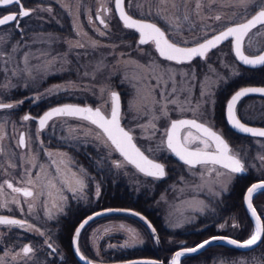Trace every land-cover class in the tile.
<instances>
[{"label":"rangeland","instance_id":"374dc122","mask_svg":"<svg viewBox=\"0 0 264 264\" xmlns=\"http://www.w3.org/2000/svg\"><path fill=\"white\" fill-rule=\"evenodd\" d=\"M22 1L28 9H36L30 16L21 19L25 27L24 30L22 28L23 36L21 37L20 32L18 38L8 40L13 25L0 27V35L4 36V42H0V52L6 53L0 57V85L8 84L9 81L11 83V87L6 90L0 88V101L13 104L23 101L13 109L0 110V125H2L0 134L4 137L0 140V184H3L7 179L14 186L27 185L24 182L30 176L33 185L27 186L32 188L35 195L25 202V197L13 193L7 188V185H4L3 192L0 193V203H6L7 206L0 208V212H7L23 219L27 224L39 228L44 235L26 231L25 228L0 225V256H4V252L7 250L9 254L4 257V264H42V260L35 258L34 254L30 260L27 258L13 260L12 256L22 249L24 243L34 247L33 243L22 239L28 234L40 237L39 244L41 246H46L45 241L50 242L52 246L55 245L52 240V230L50 227L48 228L46 220L56 215L58 207H53V204L59 206L60 196L65 197V194L68 196L73 193L61 183L63 180L70 179L71 173H74L70 153L61 144L85 145L88 143L103 151L107 160L111 162L114 172L117 173V176H121L124 183L132 187L134 193L139 192L141 188L150 193L153 190V182L157 179L145 176L127 162H124L122 167H116L114 161L123 162V157L112 148L110 142L108 146H105V137L96 138L99 129L88 121L72 117H56L49 121L37 138L38 127L35 122L23 121L21 119L22 112L13 113L16 109L19 110L20 107V110L22 108H25L23 111L29 110V104L33 105L40 100L58 95V97L80 98L83 103L98 107L108 100L110 89L121 90L123 92L121 125L125 129L131 130L133 141L145 154L158 159L157 155L168 152L166 146L160 142L169 119L180 115L193 116V113L187 111L181 114L176 105L169 104L168 115L161 116L158 106L153 105L152 97L147 94V86H156L155 96L156 99H159L161 90L171 92L172 82L157 85V81L150 78L152 74L145 68L138 67L137 63H133V61L138 62L139 65L147 66L154 60L156 64L170 67L176 73L177 88L190 89L191 105L186 106L193 107L199 102L201 112L204 114L201 119L206 118L208 124L211 125L213 123L214 91L229 78L239 74L241 69L231 53L228 41L212 49L205 59L199 58L191 63L177 65L175 62L159 57L152 44L139 45L135 38L131 43L128 39H115L114 34L122 35L125 28L118 19L116 21L113 17L112 0H35L32 3ZM229 2L230 0H216V3L209 6L208 0H203V8L198 12L196 0H187V3L185 0H168L165 4H161L160 0H133L131 8L128 7L126 1L128 12H135L134 14H137L138 17L147 19H149L148 17L158 18L164 25L166 36L178 43H181L182 40L193 43L205 37V33L208 35L226 24L240 21L239 15L232 20L229 17L233 12L242 14L243 9L227 7ZM138 3L142 4V8L136 7ZM97 5L100 6V16L108 24L107 28L92 16L96 12ZM104 7L109 9L107 14L104 12ZM49 8L50 12L47 11ZM158 9L160 10L159 15L157 14ZM4 11H8V7L2 8L0 14H4ZM88 14L92 16L91 22L88 20ZM217 14L222 17L220 21L214 19ZM185 15L189 17L188 20L183 19ZM63 16L71 27L70 31L59 33L40 29L44 23L54 22L61 25ZM164 17H167V21L171 23L167 22ZM177 25H179L178 31ZM119 26H121L120 30ZM259 28L260 26H257V29H253L250 36L246 37L245 52L254 53L264 45V39L254 35ZM97 29L104 35H100ZM93 41L96 42L95 46L92 44ZM77 43L84 46L77 47L75 46ZM13 47L16 48V51H13ZM25 57H27V64ZM209 65L214 71H210ZM13 72L16 75H13ZM60 72L66 73L62 79L46 84L41 83L46 75ZM184 72H188L189 76L182 77L181 73ZM146 76L148 78H145ZM117 84H120V88L116 87ZM54 86H60L59 90L49 92L48 90L53 89ZM15 87L25 88L27 92L15 99H3V95H7L9 90ZM102 88L105 89L103 96L100 91ZM137 89L140 90L138 95ZM201 91L205 95L201 96ZM186 95L188 93L179 92L178 99L183 102ZM134 97L136 107L130 110L129 101H132ZM89 98L93 100L89 101ZM252 103L250 100L249 106V100H246L242 104L240 112L247 119L260 118L254 117L261 111L257 110L258 105H252ZM23 104L25 105L23 106ZM104 107L107 112L109 104ZM153 112L159 117L153 121L155 130L151 127L142 128V125L149 124ZM19 128L24 129L26 140L30 141V148L17 146L16 136ZM42 134L51 137V139H43ZM254 140L260 142V140ZM57 143L58 145H56ZM148 149L154 151L149 152ZM259 152L258 149L255 152V157ZM45 153L53 155L49 157ZM33 156H35L34 161L32 160ZM61 160L66 162V167L61 163ZM9 164H14L16 167H9ZM26 169L29 170L27 173ZM202 171L200 166L190 170L186 165L179 168L170 165L169 173L166 172L169 177L153 200L155 206L158 207L164 226L181 228L194 222L199 215L211 209L210 199L219 196L226 190L231 176L225 175L217 183L215 172H207L201 178ZM220 171L224 170L220 169ZM37 173H40L39 178L36 176ZM221 185H226V188ZM72 187L75 185L73 184ZM13 199L18 200L19 203H11L10 201ZM29 203L34 205L31 211H29ZM49 212L51 218H49ZM231 218L233 217L231 216ZM120 225L136 229L141 242L135 245H141L144 242L147 230L139 227L132 219L111 215L93 221L82 231L86 230V237L89 238L90 245L98 259H101L97 251L100 238L106 237L107 243L104 247L121 246L128 239L127 233L119 230ZM106 228L111 230L106 232ZM251 231L252 229L247 235ZM170 238H167V241L174 243L175 240L177 242V238ZM174 245L176 246L175 243ZM56 251L59 253L58 249ZM241 262L243 264H264V258L258 254L257 250L234 255L216 253L210 258L208 264H241Z\"/></svg>","mask_w":264,"mask_h":264},{"label":"snow or ice","instance_id":"6c2138e0","mask_svg":"<svg viewBox=\"0 0 264 264\" xmlns=\"http://www.w3.org/2000/svg\"><path fill=\"white\" fill-rule=\"evenodd\" d=\"M128 7L131 8L133 6V0H127ZM168 0H160L161 4L167 3ZM187 3V0H185ZM216 3V0H208L209 6ZM12 5L19 6V10L17 12H9L3 16H0V26H5L9 24H15L16 28H19L20 19L24 17H28L32 12L36 11V9H26L23 7L21 0H0V7H8ZM125 0H115V11L119 16V19L123 23L124 28L133 29L139 34L138 44H152L155 47V51L159 54V57L163 58L166 61L175 62V64H187L191 63L194 58L205 59L206 55L212 50L217 48L222 42L229 40L231 38V46L232 50L235 53V57L244 65L250 66H264V49L260 50L258 54L249 56L245 54L244 51V42L246 37L250 36L253 29H257V26L260 28L257 30L254 35L256 37H260L264 39V0H230V2L226 5L231 8H239L243 9V13L239 14L237 12H233L232 16L229 17L232 20L237 15L240 16L242 22L231 23L229 26L225 27L222 31H219L218 34L211 36V38H207V34L205 33V39L203 42H198L194 46H181V43L187 44L186 40H182L181 43H177L175 41H170L169 38L166 37L165 31H163L160 27L155 23L146 22L141 19H134L131 15H129L125 11ZM175 6V5H173ZM224 6V5H222ZM136 7L142 8V4H136ZM203 8V0H196V9L202 10ZM43 10V9H41ZM47 11H51V9H47ZM109 11L108 8H104L105 14ZM157 14H160V10H157ZM247 17V18H246ZM167 21V17H164ZM188 16L185 15L183 17L184 20H188ZM97 20L100 21L101 24L104 25L105 28L108 27L107 22L103 19L99 14L96 17ZM216 21H220L222 19L221 15L217 14L214 18ZM91 22V20H90ZM171 23L170 21H167ZM179 30V25H177V31ZM21 37L23 36V30L21 29ZM99 32V29H97ZM78 34H80L78 32ZM100 35H104L103 32H99ZM0 42H4V36L0 35ZM19 43V42H17ZM93 46L96 45V42H92ZM75 46L83 47L84 45L77 43ZM251 46V45H250ZM13 51H16V48L13 47ZM6 53L0 52V57L4 56ZM25 63L27 64V57H25ZM133 63H137L138 67L145 68L147 72L151 73V79H155L157 81V85L159 84H167L169 81L172 82L171 92H166L161 90L159 92V99H156L155 96V87L149 85L147 86V94L152 97L153 105L158 106V111L161 116L168 115V105L174 104L176 105L178 111L183 114L187 111H191L193 113L192 118H180V119H172L169 121L167 128H165L163 132V139L161 140L162 145H166V149L175 155L179 161H181L184 165H186L190 170L196 169L197 166H200L203 171L200 173L201 178L207 172H215L217 183L225 175H235L244 173L246 171L245 163L240 158L239 154L235 152L229 145V143L223 138L221 133L214 131L212 127L208 124L206 118L201 119L204 115L201 112V105L199 102L196 103L193 107H188L186 105H191L190 98V89L188 88H177L176 86V73L168 66L156 64L153 60L149 65H139L138 62L133 61ZM210 71H214L209 65ZM7 71V70H5ZM30 74V69L28 70ZM13 75H16L13 72ZM182 77L189 76L188 72L181 73ZM145 78H148L147 76ZM11 87V83L9 81L8 84L0 85V88L8 89ZM203 87V85H202ZM60 86H54L53 89H49V92H54L59 90ZM101 96L105 91L104 88L101 90ZM139 89H137V95L139 94ZM179 92H186L188 95L184 97V101L181 102L178 99ZM251 93H259L264 95V87H248L241 88L236 91L231 98L227 101L226 104V118L229 124L238 130L239 132L250 134L253 137H264V128H252L245 125V123L241 122V119L237 116V104L238 102L245 96ZM205 95L203 91H201V96ZM177 98H172V97ZM23 101H18L16 104L13 103H4L0 102V110L5 109H13L18 107L19 104H22ZM110 103V110L105 111V105ZM136 107L135 97L132 101H129V109L132 110ZM56 117H72L78 118L85 121H88L90 124L94 125L99 132L96 133V138L100 139L101 136L105 137L104 140L105 146L110 145L112 148L117 151L122 157L123 162L114 161V165L116 167H122L124 162L133 165L140 173L144 174L147 177H152L154 179H162L167 173L165 170V165L162 163L156 162L155 159L149 158L148 155L145 154L144 151H141L139 147L133 142V136L130 134L131 130H125L124 127L121 126V98L120 94L116 91H109L108 100L104 101L103 104L96 107L95 109L91 107H80L71 104H65L62 106L53 107L43 113V115L38 118L32 117L28 114H25L21 119L25 122L30 120H36L38 123L37 128V138H39V134L43 131L48 125L49 121L53 120ZM159 119L158 116L153 112L151 114V120L148 125H142V128L151 127L155 130V124L153 121ZM2 128V125H0ZM194 130V131H193ZM4 137L0 134V140ZM151 138V137H148ZM18 147L20 148H30V141L26 140V136L24 133H20L18 140ZM149 152L154 151L153 149H148ZM49 157H52V153H45ZM61 156H65L66 154H59ZM23 159V157H21ZM257 159L261 162V165L264 166V155H259ZM32 160H35V156L32 157ZM55 163V161H54ZM61 163L67 166L64 160H61ZM9 167H16L14 164H9ZM223 169L224 171H220ZM41 170L43 171V166L41 165ZM59 171V168L57 169ZM29 170H25L27 173ZM81 172L84 170L81 169ZM37 178H39L40 173L36 174ZM27 185H33V180L29 176V179L25 181ZM51 183V181H49ZM64 185H66L69 191L74 193L81 192L85 188V182L82 176L77 173H71V178L61 181ZM75 187H72V185ZM4 185H7V188L10 189L13 193H17L25 197V202H27L28 198L34 197V192L31 187H16L13 183L5 180L3 184H0V193L3 192ZM55 187V185H53ZM221 187L226 188V185H221ZM211 191V189H209ZM258 190H264V180H261L258 183L252 184L248 187L247 192L244 195V203L247 206L248 211L250 212L252 218L255 221L254 230L251 232L249 237L243 241H238L236 239L223 237V236H213L210 239L202 241L200 244L196 245L192 248H184L180 251H177L172 259L171 264H179L180 257L184 256L186 253L196 252L199 249H203L206 246L211 245L214 241L220 240L224 241L229 245L238 248H253L257 246L258 243L264 242V225H262L261 216L257 214V210L253 207V195L257 193ZM97 195H99V190H97ZM66 198L61 195L60 200L63 202ZM11 203H19L18 200L13 199L10 201ZM6 203H0V208L6 207ZM29 211H31L34 207L33 204H28ZM53 207H58V210H63V204L61 203L57 206L55 203ZM106 211H127V210H112L108 209ZM104 213H94L93 215L88 216L84 219L80 225L75 230V235L73 238V244L75 245L77 242V238L79 237L81 230L85 228V226L92 221L96 216L102 215ZM129 214L138 216L141 220L145 222L147 227L155 233V229L152 227L151 223H149L145 217L140 215L139 213L130 212ZM49 218H51V213H48ZM0 225H5L9 227H18L25 228L26 231H34L39 233L41 236L44 235L43 232L40 231L39 228H36L34 225L27 224L26 221L10 218L6 216H0ZM239 225L234 224L233 227H238ZM221 228L224 225H220ZM111 229L106 228L105 231H110ZM119 230H123L127 233L128 239L125 241L121 247H130L135 244L140 243L139 233L134 228L126 227L125 225H120ZM47 246L55 251L51 243L45 241ZM35 249L33 246L25 244L22 249L15 253L12 256L13 260H17L18 258H27L32 259V255L34 254ZM76 253L80 257L81 260H85L84 257L80 253L79 247L76 248ZM8 251L4 252V256H0V264H4V257L8 256ZM87 264H92V261L88 260ZM130 264H155V262H130ZM243 264V262H241Z\"/></svg>","mask_w":264,"mask_h":264},{"label":"trees","instance_id":"16d2710c","mask_svg":"<svg viewBox=\"0 0 264 264\" xmlns=\"http://www.w3.org/2000/svg\"><path fill=\"white\" fill-rule=\"evenodd\" d=\"M35 0H25L24 2L32 3ZM127 0H125V9L127 10ZM4 7H0V11ZM133 12V11H131ZM130 13V12H129ZM135 12L131 13L135 16ZM114 19L116 20L115 14L113 15ZM150 20L156 22L163 30L164 25L161 23V20L158 18H150ZM117 21V20H116ZM61 25L59 23H44L40 29H47L54 32H68L71 30V27L66 20L65 16L61 19ZM118 25V24H117ZM7 26V25H5ZM113 26V24H112ZM1 27V26H0ZM3 27V26H2ZM11 35L8 37V40H12L14 38H18L20 35V30L23 28L24 24L20 19L19 28L16 26H12ZM121 26H119L120 30ZM123 29V28H122ZM124 30V29H123ZM115 39H128L131 41L134 40L136 36V32L133 29H126L122 35L114 34ZM193 60H199V58H194ZM239 68L241 69L240 73L237 74L235 77L229 78L226 82L222 85L218 86L213 93V101H212V113H213V123L220 127L223 136L230 142L234 143V133L227 127L226 122L223 116V104L224 100L235 86L238 83H245V82H264V75L258 76L251 72V68L239 64ZM66 73H54L49 74L44 77V80L41 81L42 84H46L52 81H56L62 79ZM115 84V83H114ZM120 88V84H117L116 87ZM27 92L25 88L20 89L19 87L11 88L7 95H3V99H15L24 95ZM120 94V98H122L123 92L118 91ZM59 96V95H58ZM50 96L44 100H40L37 103L32 105L31 112L37 113L46 106L61 102L63 100H73L77 102H82L80 98H74L71 96ZM93 99L89 98V101ZM15 113V112H14ZM16 114V113H15ZM239 140L245 141L246 138L245 134H240ZM45 139H51V137L44 135ZM63 147L69 151L70 154L76 155L80 157L81 161L84 157H94L98 155L96 153V148H94L90 144H71L66 145L62 144ZM157 158L162 160L165 163V170L168 172L170 169V165H174L176 160L172 158L169 153H162L157 155ZM89 163V161H86ZM111 181H110V192L111 198L110 201L106 204L111 206H124V207H133L134 211H122V212H109L106 213L105 216H121L132 219L139 227L144 228L147 230V235L144 239V242L141 245L137 246H130V247H121L120 245L112 247V249H107L106 254L107 256L104 257L108 259H120V258H130L134 256H148V257H157L159 261L152 260L146 262H155V264H168V257L172 249L175 247L174 243L171 241H167V238H184L186 240L185 245L194 243L201 239L202 237L215 234V233H225L229 234L236 238H245L248 236L247 234L252 229L251 221L244 209L242 204V192L244 187L249 183L251 180L249 177L243 175L240 177L233 176L230 178L229 183L225 191L221 192L219 196L210 199L209 205L211 209H208L204 214L199 215L194 222L186 224L184 227L181 228H168L164 226L161 222V217L159 215L158 207L154 204V199L156 194L161 190V187L164 185L166 180L169 177V172L167 175L162 179H157L153 182V190L148 193L146 190L140 189L139 192H133L132 187L124 183L121 176H117V173L114 172V169L111 172ZM261 193H257L256 197L254 198L255 201H261L264 203V195ZM105 204L104 202H102ZM262 210L264 208L260 207ZM75 208H70L68 212L59 214L54 219H51L49 222L55 225L54 235L60 241L59 245L64 251V260L61 261L59 264H80L77 262L71 252L68 245V238L71 234L72 228L76 221L84 215L85 211L82 209L74 210ZM130 212L139 213L145 219L151 223L152 227L156 230L155 233L152 232L151 229L147 227L145 222L141 220L138 216L129 214ZM231 216L233 218H231ZM234 219V220H230ZM221 223V224H220ZM58 224V225H57ZM239 225L238 227H233V225ZM220 225H224L223 228ZM120 246V247H119ZM257 250L258 254L264 258V242L258 243L257 246H254L251 249L240 250L233 246L227 244H211L206 246L202 250L196 253H188L184 256L180 257V264H190L197 262L199 264H208L210 258L216 254H224V255H234L238 253H245L249 251ZM159 251V252H158ZM54 261L53 258H47V264H52Z\"/></svg>","mask_w":264,"mask_h":264},{"label":"flooded vegetation","instance_id":"af4514ba","mask_svg":"<svg viewBox=\"0 0 264 264\" xmlns=\"http://www.w3.org/2000/svg\"><path fill=\"white\" fill-rule=\"evenodd\" d=\"M21 3L23 5V1L22 0H21ZM23 7L28 9L24 5H23ZM10 8H12V9H10ZM13 8H16V10H13ZM99 9H100V6L97 5L96 6V12H98L99 15H100ZM18 10H19V6L12 5V6H8V11H4L3 13H6V12H17ZM94 13L92 14L93 17H94ZM92 16H91V14H88V16H87L88 20H93ZM94 19L96 20L95 17H94ZM12 25L15 26L14 23ZM136 37H137V32H136ZM136 41H137V39H136ZM227 41L229 42V45H230V38ZM227 41H224V42H227ZM224 42H222V43H224ZM259 50H257L256 52H258ZM256 52H254V53H256ZM247 67L251 68L250 69L251 72L253 74L255 72V75L256 74L258 76L264 75V66H247ZM245 85H260V86H264V82L263 83L262 82H245V83H240V84L238 83V85L235 86L234 89H232V91L235 90L236 88L240 87V86H245ZM230 93H231V91L229 92V94ZM228 95H227V97H228ZM226 98L224 100V104H225ZM246 100H249V104H248L249 106H250V100L253 102L252 105H258L259 106V108H257V110H260L261 112L257 116H254V117H260V118L247 119L240 112L242 104ZM224 104H223V107H224ZM263 104H264V95H261L259 93H251V94L243 97L237 104L236 111H237L238 118H240L241 121H243L245 123H249V124H253V125L264 127V105ZM24 105L25 104H23V106ZM244 106H245V104H244ZM29 107H30L29 110H25V111H23V109H25V108H22V110H20L21 108L19 107L20 111L16 109L14 112L15 113L16 112H22V116H24L25 114H28V115L36 118L41 113V111L44 109L43 108L42 110H40L37 113H33V112H31L32 104H29ZM27 108H28V106L26 107V109ZM223 116H224V111H223ZM224 120H225V118H224ZM31 121L35 122V124L37 122L36 120H31ZM225 122H226V120H225ZM209 125L213 129H215L216 131H218L219 133L222 134L221 129H220L219 126L214 125V123H212V125L211 124H209ZM226 125H227L228 128H230L229 125L227 124V122H226ZM20 129H22L23 133L25 134L24 129L23 128H19L18 131ZM230 130L234 133V139H233L234 143H230L223 136V134H222V136L229 143L230 147L235 152H237L239 154L240 158L245 163V167H246V171L244 173L235 174V175H232L231 177L236 176L238 178L240 176L245 175V176H247V177H249L251 179L249 182H251L253 180H256V179H264V166H262L261 162L257 159V157L259 155H264V137H253L250 134L240 133L238 131L233 130L232 128H230ZM240 134H245L246 138H248V139L241 142L239 140V138L241 136ZM44 135L45 134H42V138L43 139L45 137ZM254 139L260 140V142H257ZM16 143H17V141H16ZM58 143L56 145H58ZM94 148H96V147H94ZM258 149L260 150V152L258 153L257 157H255V152L258 151ZM97 152H98L97 156L89 157V158L84 157L83 160L89 161V163H87L86 161H81L80 157H78L76 155L70 154V159H71V162H72L73 171H74V173H77V174H79V175H81L83 177L86 186L83 189V191H81L80 193L79 192H76V193L73 192L72 194H68V196H66V194H65V198L66 199L62 202L63 210L62 211L58 210L56 215L53 218H51V219H54L59 214L68 212L70 210V208H75L74 210L82 209L83 211H85V213H84V215H85L87 213L93 212V211L98 210V209H102V208H106V207H112L111 205L106 204L107 202L110 201V198H111V192H110L109 186H110V181H111V174H112L111 172L113 170L112 164H111L110 161L107 160V157H106V155L104 154L103 151L98 150L96 148V153ZM168 153H169V155L172 158H174L176 160L174 166L179 168V167L184 165L176 157L172 156L169 151H168ZM158 160L162 164L165 165V163L162 160H160V159H158ZM171 166H173V165H171ZM81 169H83L84 171L81 172L80 171ZM0 180H1V178H0ZM16 187H30V186L17 185ZM97 190H99V195H97ZM262 191H264V190H258L257 193L259 194ZM257 193H254V195H253L252 203H253V206L255 207V209L257 210V213L261 216L262 225H264V210H262L260 208L261 206L264 208V203H262L261 201H257V200L255 201L254 198L257 196L256 195ZM15 194H17V193H15ZM262 194L264 195V192ZM17 195H20V194H17ZM20 196H22V195H20ZM102 202H104L105 204H103ZM60 204H61V202H60ZM128 208L134 210L133 207H128ZM106 213L107 212H105L102 215L96 216L89 223H91L93 221L95 222V221L100 220V219H104L105 217H108V216H105ZM0 214L6 215L8 217L11 216V217H14L15 219H20L19 217L15 216V215H12L10 213H7V212H3L2 211V212H0ZM83 216H81V217H83ZM51 219L46 220V223L48 225V228L50 227V229L52 230V240L55 242V245L53 246V248H55L54 252H53V250L51 248H49L47 246V244H46L45 247L41 246L39 244L40 237H38V236L28 234V235L22 237L23 240H26V241H29V242L33 243L32 245H34V249H35L34 256H35V258H40L42 260V264H47V258H53L54 259L52 264H59L61 261L63 262V260H64V251L62 250V248L59 245V243H60L59 239L57 237H55V235H54V229L53 228H55V225H53V224H51L49 222ZM20 220H23V219H20ZM78 220L76 221V223L78 222ZM75 224H74V226H75ZM74 226H73V228H74ZM73 228H72V230H73ZM82 230H81V233H80L79 237L77 238V242L75 244V248L79 247L80 253L84 257H86V260H90L92 262H107V261H111V260H117V259H108V258L104 257V255L107 256L106 250L107 249L111 250L112 247H113V246L104 247V245L107 243L106 242V237L100 238V240L98 241V244H97V249L98 250L97 251H98V254L101 257V259H98L95 256L94 251H93V249H92V247L90 245L89 238L86 237L87 236V234H85L86 230H84V231H82ZM71 233H72V231H71ZM221 234H225V233H221ZM227 235H229V234H227ZM107 240H108V238H107ZM48 243H50V242H48ZM174 243L176 244L175 247H177V245H179V244L185 245L186 240L184 238H177V242L174 240ZM25 244H27V243H24V245ZM68 245H69L70 252H71L73 258L77 262H79L75 258L74 254L72 252V249H71V234H70V236L68 238ZM135 246H137V245H135ZM0 248H1V244H0ZM57 249L59 250V253H57V251H56ZM169 256H170V254H169ZM153 258L155 260L159 261V259L157 257H153ZM120 259H122V258H120ZM79 263L82 264L81 262H79Z\"/></svg>","mask_w":264,"mask_h":264},{"label":"water","instance_id":"95a60500","mask_svg":"<svg viewBox=\"0 0 264 264\" xmlns=\"http://www.w3.org/2000/svg\"><path fill=\"white\" fill-rule=\"evenodd\" d=\"M112 9H113V12H114V14H115V16L117 17V19L120 21V23L123 25V23L121 22V20L119 19V16H118V14L116 13V11H115V0H112ZM126 11V10H125ZM127 12V11H126ZM9 12H6V13H4V14H2L1 16H3V15H5V14H8ZM128 13V12H127ZM99 13L98 12H95L94 13V17L96 18L97 17V15H98ZM129 15H131L134 19H141V20H144V21H146V22H150V23H155L154 21H152V20H150V19H147V18H142V17H137V16H134V15H132V14H130V13H128ZM247 18V17H246ZM97 20V19H96ZM99 21V20H98ZM100 22V21H99ZM238 22H242L241 20L240 21H238ZM238 22H234V23H238ZM155 24H157V23H155ZM231 24V23H230ZM230 24H227V25H225V26H223V27H221L220 29H217V30H215V31H213L212 33H210V34H208L207 35V38H211V36H213V35H215V34H218L219 33V31H222L225 27H227V26H229ZM157 26L158 27H160L158 24H157ZM161 28V27H160ZM162 29V28H161ZM167 37V36H166ZM168 38V37H167ZM206 37H203L202 39H200V40H198V41H196V42H193V43H188V44H181V46H188V47H191V46H194L196 43H198V42H203V39H205ZM136 39H137V41H138V39H139V34L137 33V37H136ZM171 41V40H170ZM230 49H231V52H232V54H233V56H234V58L236 59V57H235V53L233 52V50H232V46H231V38H230ZM262 49H264V46L260 49V50H262ZM259 50V51H260ZM259 51L258 52H256V53H246L245 52V54L246 55H249V56H253V55H256V54H258L259 53ZM237 60V59H236ZM240 64H242L239 60H237ZM244 65V64H243ZM246 66H250V65H246ZM248 87H256V88H258V87H264V86H260V85H245V86H240V87H238V88H236L235 90H233L230 94H229V96L227 97V99H226V101H225V104H224V117H225V120H226V122H227V124L229 125V127L230 128H232L233 130H235V131H238V130H236L235 128H233L230 124H229V122H228V120H227V118H226V104H227V101L231 98V96L236 92V91H238L239 89H241V88H248ZM109 91H116L117 92V90H115V89H110ZM0 102H4V101H0ZM4 103H7V102H4ZM65 104H71V105H76V106H80V107H91V108H93V109H95L97 106H93V105H90V104H88V103H83V102H77V101H61V102H57V103H53V104H51V105H49V106H47L46 108H44L42 111H41V113L36 117V118H38L39 116H41V115H43V113L45 112V111H47V110H49V109H51V108H53V107H57V106H62V105H65ZM110 110V103H109V109H108V111ZM180 118H192V116H187V115H180V116H176V117H172V118H170L169 119V121L170 120H172V119H180ZM169 121H168V123H169ZM242 123H245V122H243V121H241ZM168 123H167V125H166V127L165 128H167V126H168ZM245 125L246 126H248V127H252V128H264V127H262V126H257V125H253V124H249V123H245ZM36 126L38 127V123L36 122ZM122 126V125H121ZM123 127V126H122ZM213 129V128H212ZM125 130H127V129H125ZM214 131H216L215 129H213ZM218 132V131H217ZM239 132V131H238ZM20 133H23V131H22V129H20L19 131H18V133H17V136H16V141H17V144H18V140H19V135H20ZM219 133V132H218ZM240 133H242V132H240ZM246 134V133H245ZM134 142V141H133ZM135 143V142H134ZM166 146V145H165ZM138 147V146H137ZM142 151V150H141ZM171 153V152H170ZM147 155V154H146ZM171 155L172 156H174L175 157V155L174 154H172L171 153ZM149 158H152V157H150L149 156ZM177 158V157H176ZM152 159H154V158H152ZM178 159V158H177ZM156 160V162H158V163H161L159 160H157V159H155ZM133 166V165H132ZM134 167V166H133ZM136 169V168H135ZM261 180H264V179H256V180H253V181H251V182H249L247 185H246V187L244 188V190H243V193H242V204H243V206H244V209H245V211H246V213H247V215H248V217H249V219L251 220V223H252V231L254 230V227H255V221H254V219L252 218V216H251V214H250V212L248 211V209H247V206L245 205V203H244V195H245V193L247 192V189H248V187H250L252 184H254V183H258V182H260ZM254 207V206H253ZM255 208V207H254ZM108 209H112V210H131V211H134V210H132V209H129V208H126V207H122V206H112V207H106V208H102V209H98V210H95V211H93V212H90V213H87V214H85L83 217H81L79 220H78V222L75 224V226H74V228H73V230H72V233H71V249H72V252H73V254H74V256H75V258L79 261V262H81L82 264H87V261L88 260H81L80 259V257L77 255V253H76V248H75V245L73 244V238H74V235H75V230H76V228L80 225V223L84 220V219H86L88 216H90V215H93L94 213H97V212H99V213H105V212H109V211H106V210H108ZM110 212H122V211H110ZM124 212V211H123ZM258 214V213H257ZM259 215V214H258ZM0 216H6V215H2V214H0ZM6 217H8V216H6ZM10 218H14V217H11V216H9ZM251 231V232H252ZM251 234V233H250ZM249 234V235H250ZM249 235L247 236V237H245V238H242V239H240V238H236V237H233V236H231V235H227V234H221V233H215V234H209V235H206V236H204V237H202L201 239H199L198 241H196V242H194V243H191V244H189V245H182V244H179V245H177V247H175L172 251H171V253H170V256H169V258H168V264H171V259H172V257H173V255L177 252V251H180V250H182V249H184V248H192V247H195L196 245H198V244H200L202 241H204V240H207V239H210L211 237H213V236H223V237H228V238H232V239H236V240H238V241H243V240H245V239H247L248 237H249ZM217 243H221V244H227L226 242H224V241H220V240H217V241H214L212 244H217ZM227 245H229V244H227ZM230 246H232V245H230ZM234 247V246H233ZM235 248H238V247H235ZM238 249H240V250H246V249H249V248H238ZM200 250H202V249H199L198 251H200ZM198 251H196V252H198ZM196 252H192V253H196ZM186 254H188V253H186ZM152 260H154V258L153 257H148V256H135V257H130V258H122V259H117V260H111V261H107V262H92V264H130V262H133V261H135V262H146V261H152ZM179 264H180V260H179Z\"/></svg>","mask_w":264,"mask_h":264}]
</instances>
